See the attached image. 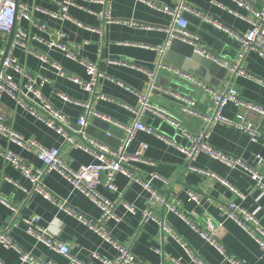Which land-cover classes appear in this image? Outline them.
I'll use <instances>...</instances> for the list:
<instances>
[{
    "label": "crops",
    "instance_id": "1",
    "mask_svg": "<svg viewBox=\"0 0 264 264\" xmlns=\"http://www.w3.org/2000/svg\"><path fill=\"white\" fill-rule=\"evenodd\" d=\"M18 1L29 7L31 19L17 18L14 34L21 28L27 33V42L26 46H21L14 44L13 39L7 53L30 77L47 80L40 85L41 95L66 116L70 133L79 127L80 118H86L87 126L92 117H99L116 129L106 133L103 141L87 135L114 149L123 146L126 153L138 156L127 164L130 177L119 172L115 174L116 190H109L102 184L97 186L99 194L114 203L113 216L103 218L98 205L62 174L45 170V164L36 152L26 150L0 134V148L43 170L41 182L56 200L64 202L60 207L55 201L29 191L27 177L0 154V232H6L16 245V248L0 245V264H28L21 261L23 253L55 264L116 262L117 248L92 229L89 220L101 222L111 239L124 245L136 263L198 264L196 258L204 264H232L227 256L247 264H264V250L257 241L219 209L221 204L232 201L239 208L255 212L264 229V191L241 166H229L205 152H198L188 161L179 147L189 148L190 139L152 110L141 111L139 99L143 94L154 108L178 118L180 127L188 134L205 131V141L210 146L242 158L248 167L262 175L264 184V115L233 102H228L219 111L227 121L249 124L259 134L255 140L235 125L219 121L206 123L204 119L215 111L207 87L216 90L234 88L240 98L264 108V58L251 49L240 62L241 46L234 35L202 17L210 16L217 24L243 34L253 15L233 0H107L112 19L104 23L97 16L101 4L87 0H72L67 10L68 18L62 19H53L50 14L58 11L56 1L63 0ZM181 1L201 14L191 11L182 14L193 40L199 39L215 58L240 62L247 75H234L229 69L220 67L214 68L213 74L204 70L202 77L190 79L181 69L169 67L164 55L158 64L161 53L168 51V48L163 50L166 29L174 22V16L161 9L174 8ZM249 2L257 9H264V0ZM134 22L136 24H132ZM40 23H45L48 31L40 29ZM49 32L61 33L63 42L75 49L82 60L98 66L102 76L91 90L84 89L81 83L88 79L85 66L58 48L46 45ZM9 34H0L3 52ZM29 50L45 54L46 61ZM173 56L180 57L185 64L186 59L178 52L169 57ZM8 73L26 92L27 77L13 69H8ZM70 77H76L78 81ZM27 95L30 103L38 101L31 92ZM0 109L8 125L23 138L33 139L47 148H59L60 158L67 166L77 169L96 163L93 154L64 142L61 134L34 117L25 106L18 105L10 95H1ZM135 122L152 127L153 132L134 130L130 135L129 129ZM188 164L196 169L187 168ZM200 170L222 178L243 197H236L228 186ZM137 176L150 182L163 197L162 204L156 202L141 183L131 179ZM190 191L195 199L189 197ZM175 204L178 212L169 208ZM65 208L82 215L86 222ZM147 208L151 215L144 219L143 212ZM187 219L201 229L210 221L224 252L204 238ZM30 224L46 229L65 243L77 263L38 240L28 231Z\"/></svg>",
    "mask_w": 264,
    "mask_h": 264
},
{
    "label": "built area",
    "instance_id": "2",
    "mask_svg": "<svg viewBox=\"0 0 264 264\" xmlns=\"http://www.w3.org/2000/svg\"><path fill=\"white\" fill-rule=\"evenodd\" d=\"M89 2L101 4L102 9L97 12L98 18L104 23L111 22V16L109 12V7L107 4V0H87ZM235 4L244 9L247 12H250L253 15L252 19H248L249 28L243 34L235 33L220 24L214 22V20L210 16H202L206 22L216 24L218 28H222L228 32H230L234 37L239 41L241 46V50L239 53L240 62L244 59L246 53L254 49L258 51V53L264 58V9H257L254 5L249 2V0H233ZM73 3L72 0H63L56 1L58 5V11L56 13H51L50 17L53 19H62L68 18L67 10L68 7ZM150 5L153 6V3L149 2ZM165 12H168L174 16L173 25L170 28H167V39L164 44V49L168 47L171 39H178L183 42L192 43L193 38L190 33L186 30L187 21L182 16L183 12L191 11L194 12L193 9L184 4L182 1L175 6L174 8H163L161 9ZM196 14H200L199 12H194ZM201 15V14H200ZM17 18H25L31 19V10L29 7L20 3L18 0H0V34L8 35L12 29H14L15 22ZM132 24H136L135 22ZM39 28L42 30L48 31V26L45 23H40ZM50 39H48L45 43L48 47H55L59 50L63 51L67 57L72 60L79 61L82 63L88 74V79L85 82H81L82 86L86 90H91L99 77L102 76V72L99 70L98 66L95 63L88 62L82 60L75 49H72L62 40V34H56L53 32H49ZM15 38L13 37L14 44H18L21 46H26L27 42V33L19 28L15 34ZM33 52L32 50H29ZM200 54L205 57L211 59L214 63L219 65L222 68L229 69L234 75H247L245 69H243L239 63H231L223 59H218L210 54H207L203 51H198ZM0 49V98L3 93L10 95L16 103L22 107H26L30 113L40 119L43 120L48 126L55 129L59 134L62 135L64 142L69 145L80 148L84 152L93 154L96 158V163L89 165L79 166L77 169H73L67 166L60 158L59 148L51 147L47 148L39 144L33 139H25L19 134H17L7 123L1 109H0V134L5 136L9 141L17 144L18 146L29 150L34 151L37 154V157L45 164V170H55L63 175L77 190L82 192L86 197L92 200L102 211L103 218H109L113 216V207L114 203L105 199L103 196L99 194L97 191V186L102 184L109 190H116L115 184L113 182L114 176L116 173L124 174L128 177L131 176V172L127 164L135 159L138 155L128 154L125 152L124 147L111 148L104 143H100L90 138L85 132L86 126V118H80L77 122L78 128L74 133H70L67 130V118L66 116L60 112L57 108H55L51 103L46 101L40 92V85L44 84L47 80L45 78H32L28 74V72L22 68V66L17 62V60L12 57L9 53L6 55ZM35 53V52H33ZM38 58L42 61H46L47 57L45 54L35 53ZM113 62L122 63L121 61L114 60ZM8 69H13L20 74H23L27 77V82L24 84V88L26 92L22 90V88L16 83L12 76L8 73ZM59 69V68H58ZM60 75H64L62 72H59ZM184 76L189 77L192 76L189 74H184ZM73 81H78L76 77H70ZM193 79V78H192ZM39 82V83H38ZM206 90L212 94L213 105H214V113L211 116L204 117L206 123H210L212 121L224 122L230 125H235L237 128L243 130L248 133L253 140L259 137L252 127L247 125H241L240 123H233L231 121L225 120L219 113L220 109L227 104L228 102H233L237 105H242L248 107L250 109L256 110L264 115V108L257 106L253 103L247 102L240 98L237 94V91L234 88H230L227 90H216L213 88L207 87ZM27 92H31L38 101L33 103L29 102V97ZM63 99H67L65 96L61 95ZM29 99V100H28ZM141 102V111L145 109L152 110L156 114L160 115L164 118L169 124L178 129L182 134H185L191 141V146L189 148L179 147L180 150L186 155L188 161L194 159L198 152H205L216 158L229 166H241L250 174V176L255 180L256 185L264 191V184L262 183V175L258 173L252 167H248L245 161L242 158H237L226 154L225 152L218 150L212 146H210L205 141V131H200L195 134H188L180 127V121L175 116H172L170 113L162 112L157 110V108L153 107L148 101L147 97L143 94L139 96ZM134 130H144L146 132H153V128L150 126H146L141 122H135L131 129H129L130 135ZM125 144V143H124ZM145 148V145H142ZM0 154H2L6 161H8L12 166L19 169L29 180L31 192H37L42 195L44 198L51 199L55 201L60 207L64 206V202H60L56 200L52 193L43 185L41 182V177L43 174V170L34 168L30 164L26 163L22 159H20L17 155L9 152L3 151L0 148ZM259 157L257 158V160ZM187 168L193 170L194 168L191 164L187 165ZM201 171V170H200ZM206 175L213 176L217 180L224 183L228 188L232 191V193L236 197H243L241 192H239L234 187L230 186L225 182L222 178L216 176L207 171H201ZM136 182L141 183L148 192L151 193V197L159 203H163L164 199L156 189L150 186V182L143 179L140 176L131 177ZM189 197L191 199H195L196 196L190 191ZM171 210L177 211L178 209L175 205H169ZM68 212L76 216L80 221L86 222L85 218L77 213L71 212L69 208H65ZM219 209L223 215L228 218L235 220L242 228H244L259 244L260 248L264 250V229L259 225L257 216L255 212L248 211L243 208H239L234 202L230 201L219 206ZM151 215V211L149 208L145 209L143 212L144 219H147ZM188 222L192 225L193 228L198 230L200 234L208 239L211 243L219 248V250L223 253V248L219 245L215 233V228L211 224L210 221L206 222V226L201 229L191 220L187 219ZM90 227L94 229L96 232L100 233L101 236L110 242H113L114 246L118 250V258L116 262L105 260V264H135L134 256L129 252V250L121 244L115 243L107 231V229L101 224V222H95L89 220ZM102 226V227H101ZM102 228V229H101ZM28 231L32 233L38 240L44 242L47 246L55 249L57 252L63 254L68 257L72 263H77V260L70 256L68 246L63 243L61 240H58L53 235H51L46 229L41 228L36 224H30L28 227ZM0 245L6 247H14L16 245L13 243L12 239L6 234V232H0ZM186 250L189 252L191 257H194L193 253L187 248ZM226 258L232 264H247L245 261L238 260L232 257ZM198 264H204L201 259L194 258ZM21 261L27 262L28 264H55L51 261H43L36 258H33L27 253H23L21 255ZM140 264V263H136Z\"/></svg>",
    "mask_w": 264,
    "mask_h": 264
},
{
    "label": "water",
    "instance_id": "3",
    "mask_svg": "<svg viewBox=\"0 0 264 264\" xmlns=\"http://www.w3.org/2000/svg\"><path fill=\"white\" fill-rule=\"evenodd\" d=\"M13 37L14 29H12L9 34L8 43L3 53L4 55L7 54L8 48L12 43ZM192 41V43H188L178 39H171L167 47L168 51L166 53L164 51L161 53L158 64L161 63V58L164 55V61L166 63H169L170 65L167 66L172 67L174 69L176 68L177 70L181 69L182 72L187 73L192 77H202V73L204 70H208L210 74H213L215 70L214 68H220V66L214 63L209 58L200 54L198 51H203L207 54H211L212 52H210L206 46H203L199 39ZM174 52H178L186 59L185 64H182L183 60H181L180 57H169L174 54ZM115 129L116 128L114 126L104 121L103 119L99 117H92L85 128V132L89 135L94 136L97 140L103 141L105 139L106 133H110Z\"/></svg>",
    "mask_w": 264,
    "mask_h": 264
}]
</instances>
